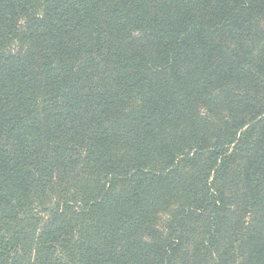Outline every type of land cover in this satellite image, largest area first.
I'll return each instance as SVG.
<instances>
[{"label":"trees","instance_id":"16d2710c","mask_svg":"<svg viewBox=\"0 0 264 264\" xmlns=\"http://www.w3.org/2000/svg\"><path fill=\"white\" fill-rule=\"evenodd\" d=\"M0 264H264V0H0Z\"/></svg>","mask_w":264,"mask_h":264}]
</instances>
